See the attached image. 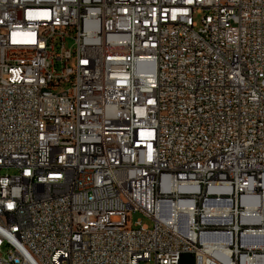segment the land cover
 <instances>
[{
  "label": "built area",
  "instance_id": "2783aa9c",
  "mask_svg": "<svg viewBox=\"0 0 264 264\" xmlns=\"http://www.w3.org/2000/svg\"><path fill=\"white\" fill-rule=\"evenodd\" d=\"M0 188V264H264V0H0Z\"/></svg>",
  "mask_w": 264,
  "mask_h": 264
},
{
  "label": "bare ground",
  "instance_id": "6f19581e",
  "mask_svg": "<svg viewBox=\"0 0 264 264\" xmlns=\"http://www.w3.org/2000/svg\"><path fill=\"white\" fill-rule=\"evenodd\" d=\"M48 164H56V169L68 168V155H61V160L56 162V157H48ZM13 199V190L9 188H0V202H11Z\"/></svg>",
  "mask_w": 264,
  "mask_h": 264
},
{
  "label": "rangeland",
  "instance_id": "374dc122",
  "mask_svg": "<svg viewBox=\"0 0 264 264\" xmlns=\"http://www.w3.org/2000/svg\"><path fill=\"white\" fill-rule=\"evenodd\" d=\"M17 174V172L15 170H3L2 171V175H15ZM137 221H141L142 224L148 226L149 229L153 228V221L146 217L145 215H143L142 213H132V215H130L129 217V223L131 225L135 224ZM1 252H6V248L4 247L3 250ZM140 264H153L152 262H142Z\"/></svg>",
  "mask_w": 264,
  "mask_h": 264
}]
</instances>
